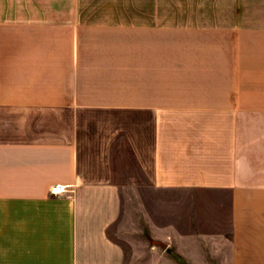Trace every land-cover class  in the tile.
I'll return each instance as SVG.
<instances>
[{"label": "crops", "instance_id": "1", "mask_svg": "<svg viewBox=\"0 0 264 264\" xmlns=\"http://www.w3.org/2000/svg\"><path fill=\"white\" fill-rule=\"evenodd\" d=\"M0 264H264V0H0Z\"/></svg>", "mask_w": 264, "mask_h": 264}, {"label": "built area", "instance_id": "2", "mask_svg": "<svg viewBox=\"0 0 264 264\" xmlns=\"http://www.w3.org/2000/svg\"><path fill=\"white\" fill-rule=\"evenodd\" d=\"M67 192L66 187H62L61 185H56L51 189V194L54 196L62 195Z\"/></svg>", "mask_w": 264, "mask_h": 264}, {"label": "rangeland", "instance_id": "3", "mask_svg": "<svg viewBox=\"0 0 264 264\" xmlns=\"http://www.w3.org/2000/svg\"><path fill=\"white\" fill-rule=\"evenodd\" d=\"M141 8H143V7H141ZM159 8H162V6H161V7H159ZM172 8H174V7H172Z\"/></svg>", "mask_w": 264, "mask_h": 264}]
</instances>
